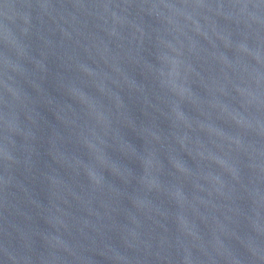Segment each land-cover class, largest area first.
Returning a JSON list of instances; mask_svg holds the SVG:
<instances>
[{
  "label": "water",
  "instance_id": "water-1",
  "mask_svg": "<svg viewBox=\"0 0 264 264\" xmlns=\"http://www.w3.org/2000/svg\"><path fill=\"white\" fill-rule=\"evenodd\" d=\"M0 264H264V0H0Z\"/></svg>",
  "mask_w": 264,
  "mask_h": 264
}]
</instances>
